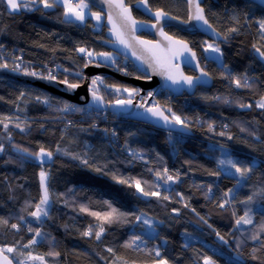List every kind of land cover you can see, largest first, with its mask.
Wrapping results in <instances>:
<instances>
[{
	"label": "trees",
	"instance_id": "1",
	"mask_svg": "<svg viewBox=\"0 0 264 264\" xmlns=\"http://www.w3.org/2000/svg\"><path fill=\"white\" fill-rule=\"evenodd\" d=\"M126 1L133 7L140 0ZM147 1L153 11L163 10L178 20H188V6L184 0ZM203 7L209 23L223 36L219 45L225 67L205 56L208 41L205 36L170 27L168 34L188 42L198 53L202 68L212 77L213 85L198 88L193 96L174 97L160 91L155 99L156 105L170 118L175 113L186 121L189 135L166 132L112 114L107 118L103 111L77 105L84 111L60 112L56 110L57 106L63 107L64 103L70 102L20 82L0 79V119L11 118L5 121L9 123L7 131L0 124V142L6 149L0 153V218L8 221L7 226L0 223V247L17 248L16 253H6L15 264L20 260L25 264H41L38 260H27L28 252L33 256H44L46 264H122L123 261L153 264L159 259L152 252L157 247L171 264H202L200 258L204 254L213 256L217 264H238L237 252L243 253L240 259L244 264H258L249 257L251 249L259 245L248 237L264 221V198L257 196L251 205L254 224L237 229L233 211L237 216L242 215L245 205H236L228 197L231 203L224 208L218 206L226 199L223 193L230 188L235 190L237 186L236 178L227 175L218 166V161L222 153L227 152L235 161L253 164L254 170L244 180L240 192L248 196L264 190V109L255 107L264 95V66L255 57L252 47L254 44L264 46L257 24L264 18V9L244 0H205ZM89 9L100 12L92 6ZM63 11L62 6L43 9L37 5L33 10L14 13L7 9L4 0H0V45L3 46L0 47V63L7 62L10 70L19 63L20 72L27 68L44 75L49 69L59 68L57 81L67 77L83 84L70 74H83L87 62V57L82 58L76 49L84 47L96 53H111L103 45L107 40V29L104 24L100 30L95 29L92 18L85 23H65ZM133 12L138 20H146L137 11ZM234 15L237 20L232 19ZM233 27L238 31L229 33ZM225 36L228 37L226 40ZM93 63L101 62L93 60ZM110 67L122 75L146 79L120 56ZM65 68L70 70L69 73L64 72ZM185 72L188 76L196 75L188 69ZM245 74L252 88H236L231 76ZM104 81L106 85L133 88L117 78ZM109 90L114 92L112 88ZM45 98L50 100L52 107L41 102ZM117 100V95L110 97L111 103ZM241 103L253 107L241 108ZM16 123H20L25 131L16 128ZM93 124L96 127H92ZM209 124L213 125L212 131H209ZM242 128L245 130L241 131ZM221 131L225 132L224 136L219 135ZM8 133H11V141L7 139ZM12 145L30 152L38 151L42 145L54 155L51 161L41 165L34 158L16 152ZM57 146L60 152L56 151ZM73 156L80 159H73ZM85 159L87 164L82 163ZM42 167L49 173L50 211L48 217L35 222L27 212L35 210L34 205L42 194L39 178ZM97 168L101 171L97 172ZM164 168L173 175L179 172L180 181L164 185L163 181L157 180L155 172ZM216 171L221 174L209 175ZM113 176L133 184L139 179L145 190H158L170 199L144 197L134 186L118 183ZM208 185L212 186L211 198L205 195ZM177 193L183 195V200ZM105 201L128 213L124 218L127 222L104 224L106 230L99 241L94 235L83 236L90 225L94 231L98 230L101 221L81 212L80 206L104 213L110 211ZM173 209H178L179 214ZM133 214L149 216L155 234L145 235L149 229L142 223L143 216L138 222ZM19 216H24L27 223L20 221ZM14 223L20 225L18 231L10 227ZM29 226L39 228L43 237L37 238L38 243L31 248H25L34 235L27 231ZM216 232L228 243L220 241ZM134 234L143 235L146 241L139 250L123 246ZM186 243L188 247H184ZM108 248L114 251L110 253ZM21 252L24 255H20ZM49 252H59L60 256H49ZM257 255H264V252Z\"/></svg>",
	"mask_w": 264,
	"mask_h": 264
},
{
	"label": "snow or ice",
	"instance_id": "2",
	"mask_svg": "<svg viewBox=\"0 0 264 264\" xmlns=\"http://www.w3.org/2000/svg\"><path fill=\"white\" fill-rule=\"evenodd\" d=\"M4 2L7 5V9L10 12H19L21 9L25 10H33L37 5H41L43 9H53L58 6H62L64 11H63V16L65 18L64 22L65 23H73L75 21H79L80 23H84L88 17V15H91L92 18H94L98 23L101 21L102 12H94L90 13L88 10L90 8V4L88 0H4ZM141 3L144 4L145 8L149 11H151L150 8H148L147 0H140ZM264 2V0H262ZM105 3L109 5V7H115L116 9H119V14L120 16L127 21L131 27L132 30L135 31L137 21L132 18L130 9L125 7L123 0H105ZM186 3L188 4V20L184 21L185 23H188L190 21H196L198 24L201 26H207L208 29H212V25L209 24L208 19L205 16V10L201 6V0H186ZM36 10H39L36 8ZM155 19L157 23H159L162 19L168 16V13L163 11V10H157L154 13ZM245 18L247 19V13L245 14ZM175 19V17H173ZM232 19L237 20V16H233ZM108 22L113 25L112 29L110 31L116 36L117 41L119 43L124 44L126 47L129 46L127 41L125 40V33L118 29L117 26L115 25L113 21V17L111 13L108 14ZM258 24V31L260 34V39L264 40V18H261L257 21ZM156 25H153L155 27ZM215 35H219V33L215 32L214 29H212ZM238 29L233 27L229 30V33H234L237 32ZM160 34L164 36L169 42L170 45H177L181 47V53L183 52H188L190 53V59L188 60L189 63H191L192 60L196 59V53L193 52L189 47L187 42L181 41V40H173L172 37H169L167 33L163 32L161 29ZM228 37L225 36V40ZM141 43L143 44H149L151 43L150 41H142ZM0 47H3L0 45ZM158 47V45H157ZM255 53L258 55V57L261 60H264V46L258 47L257 45L252 46ZM205 52H211V53H216L217 55L212 57V59L219 61L220 58L223 56V52L221 51V48L215 41L211 44H207V47L204 49ZM76 51L80 54H82L83 57H87V62L84 64V67L87 68L89 67L90 64L93 62V58L95 57H100L105 61L111 60L112 56L108 52H100L96 53L93 51H89L88 49L84 47L77 48ZM18 59V58H17ZM114 62V61H113ZM95 66L99 67L100 64H96ZM221 67H225L222 63L220 65ZM9 67L7 62L0 63V68L7 69ZM157 67L161 68L164 70V74L166 76L167 80H170L172 84L174 85H179V84H184L187 85L189 88L193 87L196 83L199 82H206L202 81V77H208L209 73L204 71L202 68L200 69V75L193 77V76H186L182 72L178 70V66L176 65H171L166 62H161L157 61ZM196 67L199 68V62L197 61ZM173 69H176L173 71ZM21 70V66L19 64H16L13 68L12 71L14 72H19ZM69 69L65 68L64 72L69 73ZM23 74L27 76H32V77H38L40 79L44 80H49V81H57V77L51 70L48 71L47 75H44L43 73H38L36 71H29L27 68L23 69ZM71 75H74L75 77L79 79H84L82 73L76 72V73H70ZM223 75V74H222ZM225 79H228L227 76L224 77ZM150 79V77H149ZM232 83L235 85L236 88H247L251 89L252 84L249 83V77L247 74L243 76H231ZM60 84H63L66 89L75 91L76 89L82 87V84L79 82H73L70 81L67 77H65L62 80L57 81ZM104 84V79L101 76H96L91 79L90 81V86L89 90L91 93L92 101L94 104H96L97 107L102 105L104 103V97L99 95V85ZM108 88L114 89L115 92L119 93L121 91L127 92L129 96L133 95H139V92L137 89L132 88H121L116 85H106ZM149 96H152V93L148 94ZM21 96H23V93H21ZM2 99V98H0ZM216 99H220L219 97H216ZM37 100H40V97L37 96ZM42 103L48 105L49 107H52V104L48 98H45L41 101ZM226 103L228 101H225ZM116 103L118 105L123 106L124 104H131L132 100L129 99L127 101L123 100H117ZM57 105H59V102H57ZM140 107H143V104L140 105ZM239 107L241 108H252V104H239ZM255 107L259 109H264V95L260 97V99L256 102ZM57 111L60 112H83L84 109L77 107L76 105H73L71 103H64L63 107L57 106L56 108ZM147 112L151 113L152 116L157 117L158 119H161L165 122V124H180L183 127L187 128L189 125L186 123L185 120H182L181 117L177 116L175 113H172L171 119H169L168 116L164 115V112L156 107H149L146 109ZM168 111H171V109H168ZM19 119V118H17ZM10 117H4L3 119H0V124H2L3 129L7 131L9 128V123L5 121H10ZM16 128H19L20 131H25V128L21 127L20 123H16L14 125ZM92 127H96V125H92ZM225 127H227L225 125ZM209 131L213 130V125L209 124L208 125ZM245 129H241V131H244ZM107 132V130H105ZM115 131L112 132V135L115 136ZM220 136H224L225 132L221 131L219 133ZM7 139L11 141V133H8ZM228 139H232L231 136H228ZM224 146L221 145V148ZM12 148L18 152V153H23L27 157H32L36 161H38L41 165L44 163L51 161L53 158V151L46 150L42 145L39 147V150L36 152H30L27 148H20L18 146L12 145ZM6 151L5 146L2 142H0V153H4ZM57 152H60L61 149L59 146L56 148ZM65 155H67V152H64ZM227 156V154L225 153ZM73 159H80L79 156H73ZM82 163L87 164L88 161L85 159L82 161ZM218 166L225 170L227 174L232 175L233 177L236 178V183L237 186L241 184V181L246 180L250 174L254 170V165L251 163H241L239 161H235L231 159L230 157L226 159H221L218 161ZM234 169V172L231 171ZM97 172L101 171V169L97 168L95 169ZM221 174L220 171L216 172H210L209 175L213 176H219ZM155 176L157 180L163 181L164 185H168L170 182L171 183H177L181 179V175L179 172H176L174 175L169 173V170L167 168H164L162 171H156ZM39 178H40V188L42 190V194L39 198V202L34 205V211H29L27 212V215L30 217H33L37 222L41 221L42 217H48L49 216V205H50V192H49V186H48V178H49V173L41 168V171L39 173ZM113 179H116L118 183L121 184H128L130 187L134 186L136 188V191L140 193L144 197H156L158 199L162 200H169L170 197L168 195H162L160 191L158 190H145L144 187H142V182L141 180L137 179L134 181V184L131 183L129 180L125 179H118L117 177L113 176ZM144 183H148L145 181ZM158 188L159 185H156ZM234 189L230 188L227 191L223 193V196L226 198L223 200L222 203H220L218 206L220 208H224L226 205L231 203L230 199H227L228 197H232V199H235L234 195ZM212 194V186L208 185L207 186V192L205 193L206 198H211ZM177 196L180 197L181 200H183V195L180 193L176 194ZM260 196L264 198V190H260L258 192H254L251 195H248L246 199L239 201L243 205H245V210L243 211L242 215L237 216L236 212L233 211V216L235 217V227L239 229L242 225H253L254 220H253V209L251 205H253L256 202V197ZM105 204L108 205V208L110 211L100 213V212H95V211H90L87 207L81 205L80 206V211L81 212H86L89 215L96 217L97 220L101 221V223L97 226L98 230H93V226H89L86 231L82 233L83 236L85 237H91L94 235L95 239L99 241L102 237V235L105 232V227L104 224H112L114 222H127L124 218H126L129 214L121 212L119 209L113 207L108 201L104 202ZM185 207H188L187 204L184 205ZM193 212H195V209H192ZM173 212L179 214L178 209H173ZM134 220L135 221H141L142 216L141 215H134ZM18 219L20 221H23L27 223L25 220L24 216H19ZM201 220H203L205 223H207L206 220H204V217H200ZM0 223L4 225H8V221L6 219L0 218ZM142 223L144 225L148 226L149 231L145 233V235L153 236L155 234V228L149 219H143ZM10 227L15 230H19L20 225L19 224H11ZM211 227V225H209ZM28 232L34 233L33 237L28 241L26 245H24L25 248H31L32 245H35L38 243L37 238L43 237V233L39 228H33L29 226L27 228ZM186 235H189L186 233ZM216 236L219 238L220 241H222L224 244H227L228 242L225 240L224 236H222L219 232H216ZM262 236H264V221H262L258 225V230L254 231L248 238L254 242L258 243V247H253L251 249V254H250V259L253 261H257L258 264H264V255H257V253L264 252V241H262ZM146 241L144 239L143 235H132L128 241L125 242L123 245L125 248H136L140 249V245L144 244ZM167 243V241H165ZM184 247H188V244L186 243ZM240 248V244H237V249ZM108 252L112 253L114 250L112 248L107 249ZM17 248L15 247H9V246H4L0 247V264H14V261L12 258H10L6 253H16ZM154 252L155 257H158L159 259H156L153 261V264H171L169 259L165 258L162 256L160 249L157 247L152 250ZM152 252H149V255L152 254ZM20 255H24V253H19ZM47 255L53 256V257H59L60 253L59 252H49ZM243 256V253L237 252V262L238 264H244V261L240 259ZM27 260H32V261H40L41 264H46L44 256H33L31 252L27 253ZM117 259H120L119 257ZM201 261L202 264H217V260L211 256L204 254L201 256ZM17 264H25V261L20 260L17 262ZM122 264H128L127 261H123Z\"/></svg>",
	"mask_w": 264,
	"mask_h": 264
},
{
	"label": "water",
	"instance_id": "3",
	"mask_svg": "<svg viewBox=\"0 0 264 264\" xmlns=\"http://www.w3.org/2000/svg\"><path fill=\"white\" fill-rule=\"evenodd\" d=\"M244 1L251 2L264 9V2H262V0ZM88 2L90 6L98 9L105 16L107 40L103 43V45L111 52L129 61L138 69L139 72L146 76V79H136L122 75L116 72V70H114L112 67L102 63H93L89 65V67L85 68L83 70V73L86 76H101L104 80L107 78H117L123 83L130 84L133 86V88L139 90L142 96H147L149 93L154 91H166L172 94L174 97H181L184 95L193 96L198 88L212 87L213 79L210 75L208 77H202V81L206 82L196 83L191 88L184 84L174 85L170 80L166 79L164 70L157 67V61L166 62L168 64L178 66V70L186 76L188 75L186 74L185 69H189L195 72L196 75L193 77L199 76L202 65L200 63L198 53L194 51L190 44L187 42L188 47L196 53V59L192 60L191 63H189L188 60L190 59V53H181V47L177 45H170V42L164 36H162L160 32L162 29L163 32L167 33V28L175 27L185 33H199L205 36L208 40L212 42L215 41V43L219 44L220 42H222L223 36L216 29H214L213 26L212 29H214L215 32L219 33L218 36L214 34L212 29H208L207 26H201L194 20L185 23L184 21L178 20L176 18L173 19V17L169 14L167 17L157 23L154 16V13L156 11H153L150 8L148 1V8H150L151 11L147 10L144 4L140 1L135 5V9L140 11L145 16L149 17L153 22L140 21L134 16L132 7L128 6L126 0H123L125 7L130 9L132 18H134L138 22L135 31H133L131 25L120 16L119 9H116L115 7H109V5L105 3V0H88ZM204 3L205 0H201L202 7ZM109 13H111L113 21L117 28L125 33L124 38L129 46L126 47L124 44L119 43V41H117L116 39V36L110 31L113 25L108 22ZM205 16L207 18L206 11ZM153 25L156 26L153 27ZM142 35H147L150 37V39L145 38ZM167 35L169 37H172L174 41L181 40L171 36L168 33ZM142 41H150L151 43L143 44L141 43ZM255 57L264 66V60H261L256 53ZM197 61L199 62V68L196 67ZM96 64H100V66L97 67L95 66ZM175 70L176 69H173V71ZM0 79H9L12 81L20 82L26 86L36 88L48 95L60 97L74 105L94 109L97 111H108L112 115L118 118L126 119L128 121L149 125L166 132L182 135L190 134L188 130L182 125L171 123L165 124L163 120L158 119L157 117L152 116L151 113L147 112V108L156 107L162 110L164 112V115L168 116L161 107L150 106L152 99H150L146 104H143V107H140L142 103H139L136 99H133L131 104H124L123 106L118 105L117 103L108 104L104 99V103L97 107L96 104H94L92 101L91 93L89 90V82H84L82 84V87L76 89L75 91H71L66 89L63 84H60L57 81H49L40 79L38 77L27 76L24 75L23 72H14L8 68H0ZM169 119L171 118L169 117Z\"/></svg>",
	"mask_w": 264,
	"mask_h": 264
},
{
	"label": "rangeland",
	"instance_id": "4",
	"mask_svg": "<svg viewBox=\"0 0 264 264\" xmlns=\"http://www.w3.org/2000/svg\"><path fill=\"white\" fill-rule=\"evenodd\" d=\"M23 10H25V9H21L19 12H21V11H23ZM90 13H94V12H92L90 9L88 10ZM19 12H14V13H19ZM89 18H92V16L91 15H88V17H87V19H86V21L89 19ZM93 20H94V23H95V29H97V30H100L101 28H102V26H103V24H104V17H103V15H102V18H101V21L98 23L94 18H92ZM85 21V22H86ZM75 22H77V21H75ZM84 22V23H85ZM211 43H213L212 41H206V44H205V48L207 47V44H211ZM219 45V44H218ZM219 47L221 48V46L219 45ZM204 48V49H205ZM221 51H222V49H221ZM111 54V56H112V59L111 60H108V61H105V60H103L102 58H100V57H95V58H93V60H96V61H100L102 64H105V65H107V66H113L114 65V63H115V60L118 58V55H116V54H114V53H110ZM217 54L216 53H211V52H205V56L207 57V59H211V60H214V59H212V57H214V56H216ZM9 57V56H8ZM10 58V57H9ZM114 61V62H113ZM214 61H216L218 64H220L221 65V63H222V57L220 58V60L219 61H217V60H214ZM84 74V73H83ZM85 75V74H84ZM79 80H82L83 81V83L85 82L83 79H79ZM121 88H124V87H121ZM130 89V88H129ZM114 90V89H113ZM138 92H139V95H133V96H129V94L127 93V92H123V91H121V92H119V93H115V91L113 92V94L114 95H117L118 97H119V100H123V101H125V100H129V99H131V100H133V98L134 99H136L137 101H138V97L139 96H141L142 97V101L141 102H139V103H142V104H146L150 99H152L151 97L152 96H149V95H147V96H142L141 95V93H140V91L138 90ZM152 94H153V92H151ZM102 96V95H101ZM104 97V96H103ZM104 99L106 100V102L108 103V100L104 97ZM156 97L155 98H153L152 99V102H151V106L152 105H156ZM110 101V100H109ZM110 113V112H109ZM111 114V113H110ZM225 153L227 154V156L225 155ZM228 157H230L229 155H228V153L227 152H223L222 153V157H221V159H226V158H228ZM231 159H233L232 157H230ZM220 159V160H221ZM234 160V159H233ZM225 171V170H224ZM231 171H233L234 172V169L233 170H231ZM225 173L227 174V172L225 171ZM227 175H229V174H227ZM230 176H232V175H230ZM233 177V176H232ZM235 178V177H234ZM243 182L244 181H241V184L239 185V186H236V188H235V190H234V193H233V195H234V197H235V199H233V202H234V204H236V205H240L241 203L239 202V201H242V200H244V199H246V195H244L242 192H240V188H241V186L243 185ZM232 198V197H231ZM48 211H50V205H49V208H48ZM44 218H46V217H42L41 218V221L44 219ZM33 219V221H35V222H37L34 218H32ZM143 219H149V216H146V215H143ZM41 221H39V222H41ZM151 222H153L152 220H151ZM154 235V234H153Z\"/></svg>",
	"mask_w": 264,
	"mask_h": 264
},
{
	"label": "built area",
	"instance_id": "5",
	"mask_svg": "<svg viewBox=\"0 0 264 264\" xmlns=\"http://www.w3.org/2000/svg\"><path fill=\"white\" fill-rule=\"evenodd\" d=\"M17 61H20V63H22L21 62L22 60L20 58ZM49 70H51L55 75H57V73L59 72V68L58 69H49ZM38 73H41V72H38ZM82 75L84 77L83 80L85 82H89V83H90V81H91L92 78L96 77V76L88 77V76H86L84 74H82ZM158 93H159L158 91H154L151 98L152 99L155 98ZM99 94L102 95V96H104L108 100V104H111V102L109 100H110V97L113 95V92H110L109 88L106 87L105 81H104V84L99 85ZM141 101H142V97L139 96L138 97V102H141ZM103 115L106 116L107 118L110 117V113L108 111L107 112H103Z\"/></svg>",
	"mask_w": 264,
	"mask_h": 264
},
{
	"label": "flooded vegetation",
	"instance_id": "6",
	"mask_svg": "<svg viewBox=\"0 0 264 264\" xmlns=\"http://www.w3.org/2000/svg\"><path fill=\"white\" fill-rule=\"evenodd\" d=\"M185 1V0H184ZM137 4V3H136ZM135 4V5H136ZM187 4V3H186ZM135 5L132 7V9L133 10H135V11H137L138 13H140L141 15H143L144 16V18L146 19V20H140V21H146V22H153L149 17H147V16H145L144 14H142L140 11H138L137 9H135ZM204 5V4H203ZM188 6V5H187ZM134 13V12H133ZM103 17H104V25H105V16L103 15ZM170 28V27H169ZM169 28H167L166 29V31L169 29ZM168 33V32H167ZM143 36V35H142ZM145 36H147V35H145ZM145 38H149L150 39V37L149 36H147V37H145ZM210 41V40H209ZM206 44V43H205ZM218 44V43H217ZM111 52V51H110ZM111 53H113V52H111ZM115 54V53H114ZM117 55V54H116ZM200 59V58H199ZM189 70V69H188ZM195 73V72H194Z\"/></svg>",
	"mask_w": 264,
	"mask_h": 264
},
{
	"label": "crops",
	"instance_id": "7",
	"mask_svg": "<svg viewBox=\"0 0 264 264\" xmlns=\"http://www.w3.org/2000/svg\"><path fill=\"white\" fill-rule=\"evenodd\" d=\"M77 22H79V21H77Z\"/></svg>",
	"mask_w": 264,
	"mask_h": 264
}]
</instances>
